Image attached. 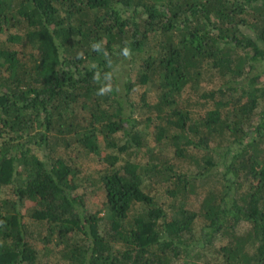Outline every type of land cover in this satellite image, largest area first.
<instances>
[{
	"label": "trees",
	"instance_id": "1",
	"mask_svg": "<svg viewBox=\"0 0 264 264\" xmlns=\"http://www.w3.org/2000/svg\"><path fill=\"white\" fill-rule=\"evenodd\" d=\"M2 33L0 264H264V0H0Z\"/></svg>",
	"mask_w": 264,
	"mask_h": 264
},
{
	"label": "rangeland",
	"instance_id": "2",
	"mask_svg": "<svg viewBox=\"0 0 264 264\" xmlns=\"http://www.w3.org/2000/svg\"><path fill=\"white\" fill-rule=\"evenodd\" d=\"M242 29H243V32H245L247 35H250V36L257 39V35L253 29H251L248 26H242ZM7 35H8V33H2V34H0V37L2 39H6ZM258 42L264 47V39H260ZM140 54L145 55L146 53L141 52ZM131 61H132L131 57L129 55H127V56H125V58H122L119 62H117V64L115 65V68H114L115 76L118 79L120 87L122 89H123V83L130 76L132 70H134L137 67V63L135 62L132 65ZM262 69H264V60L261 61L260 64H258L255 72L261 71ZM260 79H261L260 83L264 82V71H263V74H262ZM221 82L222 81L220 80L219 76L215 77L214 79L207 78L206 80H204L202 82V88L201 89L210 90L211 88H216L217 86L221 85ZM190 91H191V89H190ZM260 102H262V100ZM260 110H261V106H259L257 108L258 112ZM230 158H231V154L229 155V159ZM78 160H79V162L82 163V166L87 167L89 170H92V171H96L97 167L99 166L97 164L98 161L95 160V157L93 156V154L88 153V152L83 151L82 153H80ZM214 170L225 171V167L223 164H219L214 168ZM87 173H88V171H87ZM213 179L211 178L209 182L214 184V185L215 184L219 185L221 183L220 180L219 181L216 180L217 181L216 182L215 179L214 180ZM79 192L84 197V199L86 201L87 210L95 211L98 208H100L103 198H102L101 193L99 192V188L95 187L92 184H88V185H85L84 187L80 188ZM197 223H198V225H196L197 234H199L202 230V226L204 225V222L202 219H198ZM207 249H208V247L205 248L204 250H202L201 253L203 256L206 255V258L209 259L210 254H209V251ZM199 251H200L199 246L194 245L193 250H192V254L198 255ZM43 260H48V259H47V257H45ZM52 264H65V263L61 259L54 258ZM180 264H182V262H180Z\"/></svg>",
	"mask_w": 264,
	"mask_h": 264
},
{
	"label": "clouds",
	"instance_id": "3",
	"mask_svg": "<svg viewBox=\"0 0 264 264\" xmlns=\"http://www.w3.org/2000/svg\"><path fill=\"white\" fill-rule=\"evenodd\" d=\"M126 54H127V50H126Z\"/></svg>",
	"mask_w": 264,
	"mask_h": 264
}]
</instances>
